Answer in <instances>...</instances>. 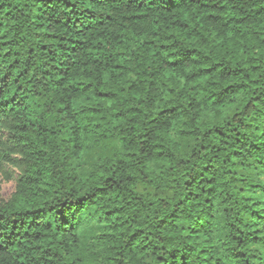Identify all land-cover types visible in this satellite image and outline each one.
Returning a JSON list of instances; mask_svg holds the SVG:
<instances>
[{"label":"trees","instance_id":"16d2710c","mask_svg":"<svg viewBox=\"0 0 264 264\" xmlns=\"http://www.w3.org/2000/svg\"><path fill=\"white\" fill-rule=\"evenodd\" d=\"M0 264H264V0H0Z\"/></svg>","mask_w":264,"mask_h":264},{"label":"rangeland","instance_id":"374dc122","mask_svg":"<svg viewBox=\"0 0 264 264\" xmlns=\"http://www.w3.org/2000/svg\"><path fill=\"white\" fill-rule=\"evenodd\" d=\"M17 169L11 166H5L0 169V197L8 199L16 187Z\"/></svg>","mask_w":264,"mask_h":264}]
</instances>
